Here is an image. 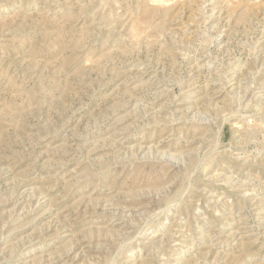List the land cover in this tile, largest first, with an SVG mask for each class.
<instances>
[{
    "label": "rangeland",
    "instance_id": "1",
    "mask_svg": "<svg viewBox=\"0 0 264 264\" xmlns=\"http://www.w3.org/2000/svg\"><path fill=\"white\" fill-rule=\"evenodd\" d=\"M0 264H264V0H0Z\"/></svg>",
    "mask_w": 264,
    "mask_h": 264
}]
</instances>
